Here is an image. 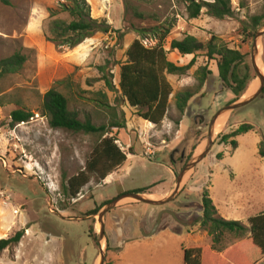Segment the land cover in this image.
<instances>
[{
	"label": "rangeland",
	"instance_id": "1",
	"mask_svg": "<svg viewBox=\"0 0 264 264\" xmlns=\"http://www.w3.org/2000/svg\"><path fill=\"white\" fill-rule=\"evenodd\" d=\"M86 1L91 17L105 19L111 30L95 32L75 47L57 46L46 39L51 9H59L67 0L0 2V59L15 52L27 56L19 72L0 82V239L24 231L18 244L0 253V264H100V244L106 254L104 264H184V247L213 243L197 221L202 215L204 191H208L217 216L224 219L246 225L251 216L264 212V157L259 154L264 140V95L223 114L225 125L215 133L211 150L186 173L172 201L154 206L130 197L121 199L104 216L105 239L100 243L99 212L115 198L146 187V197L170 196L186 164L205 150L208 124L235 97L222 84L215 62L200 55L186 75L168 74L174 91L164 121L154 125L140 117L138 109L122 96L120 67L137 38L146 46L161 42L170 60L186 64L192 55L181 57L170 50L171 40L185 35L203 42L216 35L229 47L249 53L251 62L252 45L243 43L235 32L242 21L263 11L264 0H231L234 13L224 20L209 16L206 8L198 18H190L186 5L176 0ZM134 8L147 17L137 18ZM57 17L70 18L66 12ZM167 28L170 33L162 40ZM258 63L264 74V35L259 38ZM203 64L213 73L182 114L175 95L185 89L196 90L195 72ZM103 73L112 79V91L105 81L98 80ZM254 75L248 87L252 82L255 86L240 99L258 89L259 80ZM52 87L69 98L70 109L81 120L90 116L97 126L109 125L113 119L109 110L91 100L93 91H106L116 117L125 121L123 127L106 135L116 138L127 153L126 162L103 181L93 177L77 197L66 191L67 180L84 169L102 136L52 128L41 111L43 96ZM17 108L34 116L11 127L9 115ZM243 123L255 128L234 138L236 148L221 143L223 135ZM99 207L98 213H92ZM165 208L187 225L179 226L171 215L164 214L156 233L145 236ZM241 239L226 232L215 247L224 249ZM258 264H264V259Z\"/></svg>",
	"mask_w": 264,
	"mask_h": 264
},
{
	"label": "trees",
	"instance_id": "2",
	"mask_svg": "<svg viewBox=\"0 0 264 264\" xmlns=\"http://www.w3.org/2000/svg\"><path fill=\"white\" fill-rule=\"evenodd\" d=\"M176 1L186 5V11L190 18H198L203 8L207 9L209 16L219 20L231 17L234 13L231 0ZM0 2L11 3L10 0H0ZM50 12L51 20L46 39L57 46L75 47L95 32L107 33L111 30L105 19L91 17L90 4L86 0H67L60 5L59 9H51ZM61 12L68 13L70 18L57 17ZM134 15L139 19L147 17L146 13L137 8H134ZM263 25L264 9L248 21H242L235 35H238L243 43L252 45L255 32ZM169 33L170 29H165L161 39L164 40ZM170 50L176 51L181 57L189 55L193 57L190 62L180 65L169 59L168 51L161 42L155 46H146L141 39L137 38L129 45L126 51L127 60L120 67L119 87L122 96L130 106L138 109L140 117L154 125H160L164 121L170 97L174 91L168 74L186 75L196 64L200 55L208 61L215 62L222 84L230 88L235 95L233 101L242 97L249 82L255 77L248 59L249 53L229 47L216 35H212L207 42L200 41L194 35H185L182 39H172ZM26 61L27 56L21 52L1 58L0 82L5 76L19 72ZM212 73L208 64L199 66L195 72L198 80L196 90L185 89L176 93V106L182 114L188 108L195 93L203 88ZM98 80L105 81L110 91L114 89L112 79L106 74L103 73ZM88 81V85H92L91 81ZM92 93L94 97L91 100L95 101L100 108L111 112L113 119L109 125L97 126L92 122L90 116H87L84 121L81 120L78 113L70 109L69 98L55 87L50 88L44 94L42 101V114L48 117V123L52 128L102 136L92 149L84 169L67 180L65 189L72 197H77L81 189L93 177L103 181L127 160V153L117 144L116 138L106 135L111 133L113 128L123 127L125 121H120L116 117V108L109 102L106 91L97 90ZM33 116V112L24 108L14 109L9 115L10 126L14 127L21 122H28ZM254 128L251 123H243L232 133L223 135L221 143H230L236 148L238 142L234 138ZM259 154L264 157V140L260 142ZM147 190L148 187L131 192L147 193ZM100 209L101 207L93 210L92 213H98ZM201 209L202 215L197 221L212 237L213 243L211 246L184 247V264H258L264 259V212L251 216L248 220L249 227L240 221L224 219L217 216V209L207 190L202 195ZM226 232L242 239L227 248L217 249L215 246L221 242V238ZM90 233H93L92 228ZM247 233L249 234L247 235ZM23 235L24 231L19 230L11 237L1 238L0 253L12 245L18 244Z\"/></svg>",
	"mask_w": 264,
	"mask_h": 264
},
{
	"label": "water",
	"instance_id": "3",
	"mask_svg": "<svg viewBox=\"0 0 264 264\" xmlns=\"http://www.w3.org/2000/svg\"><path fill=\"white\" fill-rule=\"evenodd\" d=\"M263 35H264V26L261 29H259L255 34V37H254V40L252 43V52H251V58H250L253 71L256 74V78H258V80H259V87L256 90V92L248 98L239 99L237 101H234L233 103L227 104L224 108H222L220 111H218L215 114V116L213 117V119L211 120V122L209 124L207 146H206L205 150L199 156L194 158V160H192V162H189L188 164H186V166L183 168V170L178 175L177 182H176L177 183L176 189L172 192V194L170 196L163 198V199H153L150 197H146L145 193L127 192V193L115 198L111 202H109L103 208V210L101 212H99V222L101 224L100 234H99L100 243L105 239L104 216L110 209H112L121 199H123L125 197H130V198H133L139 202H144V203H147L149 205H154V206H163V205L167 204L168 202L172 201L177 196V194L180 190L181 183H182L183 178L186 175V173L191 168L195 167L196 164H198L202 159H204L206 157V155L208 154V152L211 150L213 143H214L215 123H216L217 118L219 116L223 115L225 112L234 111L238 108L246 106L247 104L251 103L256 98L259 97V95L261 94V92L264 88V74H263V72L259 66V63H258L259 38L262 37ZM202 120H204L203 117H202ZM164 214H170L173 216V218H175L176 220H179L177 214L174 211L165 208V209L161 210V212L159 213L157 221L154 224L152 230L148 233H145V232L143 233L145 236H152L156 233V231L158 230V228L162 222V217ZM105 259H106V254L102 248V244H100V264H104Z\"/></svg>",
	"mask_w": 264,
	"mask_h": 264
},
{
	"label": "bare ground",
	"instance_id": "4",
	"mask_svg": "<svg viewBox=\"0 0 264 264\" xmlns=\"http://www.w3.org/2000/svg\"><path fill=\"white\" fill-rule=\"evenodd\" d=\"M252 86H255L254 83L252 82L248 89H247V92L246 94H248V90H250L252 88ZM255 88V87H254ZM225 116H219L216 120V123H215V133H220V131L223 129L224 125H225Z\"/></svg>",
	"mask_w": 264,
	"mask_h": 264
},
{
	"label": "flooded vegetation",
	"instance_id": "5",
	"mask_svg": "<svg viewBox=\"0 0 264 264\" xmlns=\"http://www.w3.org/2000/svg\"><path fill=\"white\" fill-rule=\"evenodd\" d=\"M264 95V88L261 92V94L259 95V97L263 96ZM203 117V116H202ZM202 117H201V120H202ZM204 118V117H203ZM205 123V119L204 121H202ZM209 125V124H208ZM184 154H182V157H183ZM178 177V176H177ZM163 210V209H162ZM170 215V214H169ZM172 216V215H171ZM173 217V216H172ZM175 219V218H174ZM176 220V219H175ZM176 223L179 224V226H186L187 225V222L183 221L182 219L179 218V220H176ZM161 225V224H160ZM173 228H175V226H172ZM146 233V232H145Z\"/></svg>",
	"mask_w": 264,
	"mask_h": 264
},
{
	"label": "crops",
	"instance_id": "6",
	"mask_svg": "<svg viewBox=\"0 0 264 264\" xmlns=\"http://www.w3.org/2000/svg\"><path fill=\"white\" fill-rule=\"evenodd\" d=\"M225 122V121H224ZM146 194V193H145ZM249 220V219H248ZM248 227H249V222H248V224H246Z\"/></svg>",
	"mask_w": 264,
	"mask_h": 264
}]
</instances>
